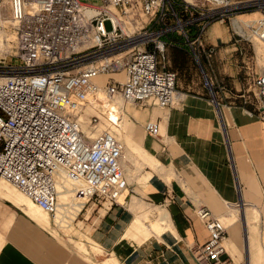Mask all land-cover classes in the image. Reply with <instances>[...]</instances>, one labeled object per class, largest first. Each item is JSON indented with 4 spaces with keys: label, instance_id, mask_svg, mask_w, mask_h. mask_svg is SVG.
<instances>
[{
    "label": "built area",
    "instance_id": "2783aa9c",
    "mask_svg": "<svg viewBox=\"0 0 264 264\" xmlns=\"http://www.w3.org/2000/svg\"><path fill=\"white\" fill-rule=\"evenodd\" d=\"M252 1L0 0V26L16 33V61L0 60V179L52 218L70 204L62 197L83 199V207L123 204L125 145L111 128L98 131L103 121L87 106L177 104L184 93L169 47L188 45L201 65L200 56L216 50L203 48L210 23L250 6L264 14V0ZM242 29L235 31L241 40H264V18L243 21ZM253 85L258 105L249 112L264 121V70ZM145 131L159 139L160 121L148 120ZM195 212L208 231L198 258L229 264L223 217L203 205Z\"/></svg>",
    "mask_w": 264,
    "mask_h": 264
},
{
    "label": "crops",
    "instance_id": "0c3cea01",
    "mask_svg": "<svg viewBox=\"0 0 264 264\" xmlns=\"http://www.w3.org/2000/svg\"><path fill=\"white\" fill-rule=\"evenodd\" d=\"M170 47L173 69L191 73V48ZM177 84L184 93L177 105L123 107L128 119L140 125L160 121L161 137L145 134L142 141L155 161L145 155L140 159L162 168L150 173L165 178L153 180L142 197L132 194L123 204L103 207L88 202L81 208L89 238L77 243L83 255L51 239L38 205L17 195L15 188L0 186V198L21 211L0 202V222L7 231H0V264H210L198 258L208 239L205 224L195 212L201 205L227 223L224 257L229 264H264V121L249 112L258 101L245 99L244 93L225 95L235 100L218 99L195 78L182 82L178 78ZM123 130L121 124L118 133ZM165 197L168 203L162 205L145 200ZM152 212L166 229L163 234L148 224ZM137 219L143 226L131 230Z\"/></svg>",
    "mask_w": 264,
    "mask_h": 264
},
{
    "label": "rangeland",
    "instance_id": "374dc122",
    "mask_svg": "<svg viewBox=\"0 0 264 264\" xmlns=\"http://www.w3.org/2000/svg\"><path fill=\"white\" fill-rule=\"evenodd\" d=\"M231 1L237 3L239 0H231ZM252 2L253 1L250 0L249 3L251 4ZM257 10L258 9H256L254 6H250L248 9L242 12H238L236 16H234V18H236L239 15V19L241 20V25H242V22L244 20H253V19L261 18L262 14L261 12H257ZM244 13H251V14H247V16L241 15ZM232 21L233 20L231 19H225L224 21H221V19H217L210 23V25L204 32L205 40H204L203 48H208V46L213 45L215 46L216 49L215 54H213V56L210 57L209 59L202 54L200 56L202 66L198 61L195 60L193 56L190 57L188 60L190 65L188 67L192 68V72L190 73V71L188 70V72L185 75L183 72L180 71L178 73L179 82H182L184 79L191 80L192 78H195L196 82L204 83L205 90L210 95L215 96L218 99L223 97L224 100H235V99H227L225 95L228 94L235 96V94L244 93L246 97L245 99L254 102L255 100H257L254 94V90H255L253 85L254 78L264 70V43L257 38L256 40H252L251 42L247 40H241L237 32H235L238 31V29L234 27ZM6 24H7L6 28H2L0 26V60L6 62H13L16 61V56H15L16 33L15 30L12 28V25L10 24L8 25V23ZM106 26L107 28H109L110 27L109 23H107ZM6 41H8L9 45L7 44ZM170 48L171 47H169L168 49L169 51ZM169 51H168V57H169ZM219 56L225 57L224 61L221 62L220 60H218ZM224 64H226V67ZM168 65L170 66V68H173L171 61L170 63H168ZM233 73L234 75H229ZM104 79L106 80V78ZM232 82H239V86H236ZM98 83L101 86H104L106 82L101 83L99 81ZM177 88L179 91H181L179 87ZM102 93L104 95L103 91ZM120 104L124 108L131 106L136 110L145 109L154 106V105H143L134 102H127L123 100L120 101ZM99 108L101 109L102 106L99 105ZM108 109H106V111ZM123 112L119 114L115 113L116 116L119 115L121 124L123 125V129H124L123 133H118V130L116 129H112V130L116 132V135L124 143L126 148L123 165H124L125 174L129 179L130 185L128 190L125 191L124 195L128 193L126 195V198L130 200L132 194L142 197L141 195L146 192V187L149 184H152L153 180L160 177L161 178H165V177L159 176L158 174L154 175L150 173L152 172L151 170H156V172L158 173L163 170L162 168L158 169L154 165H146L140 159L141 155L143 156L145 155L148 159L155 161L154 156L149 154V152L143 147L142 144L144 136L145 134H147L145 131L146 122L144 125H140L134 121L129 120L127 115H125ZM94 113L96 114L97 112L94 110H90L88 114L93 115ZM109 128H110V124L108 126L102 127L103 130ZM162 162H164L166 166H170L169 162H165V161ZM3 185H8L10 186L11 189L14 188L11 184L4 181V179H0V186ZM15 193L17 195L24 197L26 200L30 201L26 196L18 192V190H15ZM145 200L159 205L168 203L166 197L159 200L156 199L155 201L154 200L151 201L147 199ZM121 201H123V198L121 199ZM0 202L5 203L7 208L10 207L12 209H17L11 202L6 201L2 198H0ZM62 202L65 203L70 201L67 200V197L65 198L62 197ZM97 204L101 206L100 203ZM39 209L43 211L44 217L47 220L45 226L50 227L49 230H45V231L51 237V239L61 244H64L67 247V249H69L70 251L76 250L77 252L82 253V255L85 254L84 252L81 251L79 245L77 244L79 241L86 242V240H89L87 232L83 229L84 226L82 222L83 217L81 215V211L79 212L81 207H77L73 211V213L69 215L70 216L69 218L61 215H58L57 218L56 217L52 218L42 208L39 207ZM17 210L19 213H21L19 209ZM152 215L153 216L150 217L149 220L147 219L149 221L148 224L152 227L153 230L157 231V233L163 234L166 231V229L164 228L162 229L157 224L156 217L153 212ZM0 231L3 234H6L7 232L5 229L4 221L0 222ZM92 249L93 247L91 248V250Z\"/></svg>",
    "mask_w": 264,
    "mask_h": 264
},
{
    "label": "bare ground",
    "instance_id": "6f19581e",
    "mask_svg": "<svg viewBox=\"0 0 264 264\" xmlns=\"http://www.w3.org/2000/svg\"><path fill=\"white\" fill-rule=\"evenodd\" d=\"M190 1H193V0H190ZM257 12H260V11H258L257 10ZM247 14H251V13H244V14H241V15H245V16H247ZM262 14V17L261 18H264V14L263 13H261ZM244 21H246V20H244ZM232 23H233V25L235 26V28L236 29H238L240 32H243V30H242V25H241V20L239 19V15L236 17V18H234L233 19V21H232ZM257 39H259V40H261V42H263L264 43V40H262V39H260V38H258L257 37ZM8 40V39H7ZM8 42V41H7ZM8 44V43H7ZM9 45V44H8ZM99 78H102V81H100L101 83H103V81H104V78L103 77H99ZM99 78H98V80H99ZM101 97V96H100ZM120 101H122V99L121 100H118V101H116V105L114 106L113 104H109L107 107L110 109L111 107H113L115 110H116V112H112V113H110V114H107V115H109V116H104V113L105 112H107L106 111V108H99V105H98V103H91V104H89L88 106H87V108H86V113H89V111L90 110H94V111H96L97 113V115H100V117H101V119H102V121L103 122H106L105 124L102 122L101 123V125L99 126V128H98V131H102L103 129H102V127H105V126H108L109 124H110V128L111 129H116V130H119L120 128H121V121H120V118H119V115L118 116H116V114H119V113H121V112H123V107L121 106V104H120ZM116 113V114H115ZM95 114V113H94ZM116 133V132H115ZM126 149V148H125ZM124 162V161H123ZM124 166V165H123ZM125 171V170H124ZM4 181H6V180H4ZM6 182H8V181H6ZM9 184H11L10 182H8ZM14 188H15V190H18V192H20L21 194H23L24 196H26L24 193H22L19 189H17L13 184H11ZM126 191V190H125ZM125 193V192H124ZM124 193H123V195H124ZM122 195V196H123ZM121 196V199L123 198ZM27 197V196H26ZM28 198V197H27ZM65 198V197H64ZM29 199V198H28ZM120 199V200H121ZM30 200V199H29ZM83 202H84V200L83 199H80V198H77V199H74L73 201H70V202H65V203H70L69 204V206L66 208V209H64L63 210V207L61 206V208H60V210H59V212L55 215V217L57 218V216L58 215H61V216H66V217H70L69 215L70 214H72L73 213V211L77 208V207H83ZM62 204H64V202H62ZM64 206V205H63ZM63 212H64V214H63ZM56 220V219H55ZM143 226V223L140 221V220H135L134 222H133V225H132V229L131 230H138V229H141V227ZM161 227V226H160ZM147 236H149V234L148 233H145V236L144 237H147Z\"/></svg>",
    "mask_w": 264,
    "mask_h": 264
}]
</instances>
